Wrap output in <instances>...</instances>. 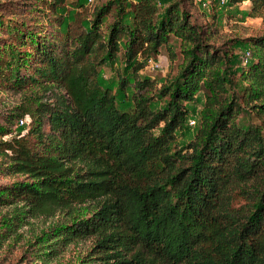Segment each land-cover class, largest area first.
<instances>
[{"label":"trees","instance_id":"trees-1","mask_svg":"<svg viewBox=\"0 0 264 264\" xmlns=\"http://www.w3.org/2000/svg\"><path fill=\"white\" fill-rule=\"evenodd\" d=\"M249 1L264 20V0ZM2 10L0 85L20 98L15 126L0 123V173L15 176L0 183V247L29 218L57 217L26 240L31 261L0 264L47 261L82 238L76 264H264V32L219 47L215 13L205 29L179 0H108L56 40ZM173 37L182 58L157 85L139 71L163 46L173 69ZM241 43L253 49L233 69ZM119 51L131 104L99 79ZM199 100L193 137L177 143Z\"/></svg>","mask_w":264,"mask_h":264},{"label":"rangeland","instance_id":"rangeland-1","mask_svg":"<svg viewBox=\"0 0 264 264\" xmlns=\"http://www.w3.org/2000/svg\"><path fill=\"white\" fill-rule=\"evenodd\" d=\"M80 1L82 4H80ZM108 0H63L61 7L57 10H53L49 7L51 4L49 0H0V8L2 10V16L6 19L11 16L18 20H23L29 27L38 29L39 37L51 38L52 36L56 40L62 39L66 32V26L69 23L70 29L76 28L75 13H82L86 17H90L94 8L100 3ZM164 1V0H160ZM182 5L189 11L191 19L201 24L205 29L214 28V24H211L212 14L215 13V26L217 28L216 34L209 38V42L219 47L229 45L230 41L235 37H247L252 35H259L264 32V20L260 16H252L248 14L249 0H241L238 2H230L226 0L224 3L219 0H179ZM162 5V4H161ZM78 19V18H77ZM111 19V15L109 17ZM11 20V19H10ZM86 21V20H85ZM61 22V23H60ZM41 29V30H40ZM2 34L0 33V36ZM1 37H8L1 36ZM6 40V38H0ZM12 40V39H7ZM170 44L176 51V58L173 60V69L169 65L167 58L166 48L163 46L159 54L148 60L147 64L140 69L139 73L147 74L156 79L157 85H159L167 76L168 72H175V66L182 56L179 52L178 39L173 37ZM229 47V46H228ZM22 49H29L33 51V46L30 42L26 41L19 47ZM253 48L249 43H241L239 45L234 44L230 46V50L235 51L233 60V69H237L240 65H243L246 60L247 51H251ZM22 53V51L20 52ZM7 58V57H6ZM38 57L33 56L31 58L32 65L35 64V60ZM153 63H158L157 66H153ZM6 68L3 66V69ZM20 70L24 71V66H21ZM128 70L125 69V62L122 58V52H117L111 63L102 64L99 71V79L103 84H109L112 89L117 91V99L120 103V99L125 97L123 103L129 104L131 102L130 94L131 87L128 85L123 94L118 89V81L121 75H127ZM235 75V74H234ZM20 98L18 92L8 90L0 85V123L6 124L9 127L15 126V121L9 118V111L13 105H15ZM161 102H155L154 106H158ZM202 100L198 102H188L190 113L192 117L198 122V111L201 107ZM124 104L125 108H130L129 105ZM131 104V103H130ZM122 105V104H121ZM131 106V105H130ZM27 122L17 123V129L25 131ZM186 126L177 132V143H185L190 140L197 127ZM15 177V176H14ZM13 176H7L0 173V183H7L14 178ZM241 198H237L235 203H240ZM6 208L0 207V210ZM57 216L39 215L29 218L28 222L24 224L18 230V236L16 239H12L4 242L0 247V263L6 261H15L21 255H26L27 259L31 261L34 258V254L29 249L26 240L33 234L40 231L43 227L54 221ZM8 243V244H7ZM92 241L91 238H82L69 244L65 249L52 259L37 260L35 264H58L71 261L76 264L80 261V258L89 252Z\"/></svg>","mask_w":264,"mask_h":264},{"label":"built area","instance_id":"built-area-1","mask_svg":"<svg viewBox=\"0 0 264 264\" xmlns=\"http://www.w3.org/2000/svg\"><path fill=\"white\" fill-rule=\"evenodd\" d=\"M226 0H219V2H221V3H224ZM249 54V51H247V55ZM246 55V56H247ZM150 61H151V59H150ZM158 65V63H153V66H157ZM19 121H20V123H24V122H27L28 121V117L27 116H25V117H22V118H20L19 119ZM188 123L190 124V125H193V124H195L196 123V120L194 119V118H189V120H188Z\"/></svg>","mask_w":264,"mask_h":264}]
</instances>
